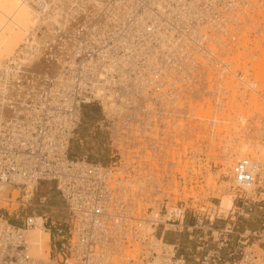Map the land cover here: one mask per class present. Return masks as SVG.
Returning a JSON list of instances; mask_svg holds the SVG:
<instances>
[{
    "label": "built area",
    "instance_id": "built-area-1",
    "mask_svg": "<svg viewBox=\"0 0 264 264\" xmlns=\"http://www.w3.org/2000/svg\"><path fill=\"white\" fill-rule=\"evenodd\" d=\"M133 1L92 0L74 12L70 1L55 5L50 14L59 16L47 21L53 29L40 25L37 37L32 38V30L27 37V52L40 61L32 71L27 63V73L21 74L20 91L27 87V143L10 148L26 156L27 172L20 170L21 162L0 155V183L5 170L7 180L27 195V205L40 184L53 183L66 217L58 229L44 219L53 243L50 257L42 260L30 255L28 240L25 254L20 239L22 230L33 226V215L21 209L19 224L18 211L0 208V219L10 223L0 228V264H264V218L257 230L238 231L236 225L239 216H250L239 213L240 207L264 209V176L254 173L248 161L233 167L234 201L227 218L220 216L219 205L193 196L187 183L206 174L208 160L235 156L238 90L254 92L259 86L251 89L243 65L254 63L249 79L264 78L261 71L255 73V56L244 57L242 50L244 43L262 38L264 0H161L153 5L139 0L130 13ZM61 17L67 20L60 22ZM136 22L158 58L149 63L138 52L134 60L125 59L135 66L121 67V77L105 66L120 65L129 54L126 41L118 43L117 37ZM156 31L171 44L159 46ZM40 36L41 45L31 43ZM133 40L144 41L141 36ZM77 43L83 50L72 57L66 47ZM108 49L113 57L101 58ZM48 65H56L54 73L47 72ZM135 76L140 87L131 83ZM98 86L104 95L96 92ZM219 102L227 105L224 114ZM93 105L101 111L97 125L108 133L106 164L70 153L83 112ZM210 113L220 120H209ZM4 132L25 135L18 122Z\"/></svg>",
    "mask_w": 264,
    "mask_h": 264
},
{
    "label": "bare ground",
    "instance_id": "bare-ground-1",
    "mask_svg": "<svg viewBox=\"0 0 264 264\" xmlns=\"http://www.w3.org/2000/svg\"><path fill=\"white\" fill-rule=\"evenodd\" d=\"M6 1H10L8 3L9 13L7 12L6 7H5ZM6 1L3 3V5L0 6V17L3 14H5L8 16L9 21L11 20L8 26V29L6 30V40H7L6 51H4V57H2V60L4 59V61L2 63H1L2 60L0 61V146H2V148L0 149V155H4L8 159H14L17 163L21 162L23 165L20 168V170L22 172H27L26 156L24 154L14 155L13 152L10 150L11 147L21 145L22 142H25V144L27 143V87H25L24 92L20 91L23 89L21 83L24 78V76L21 74L24 72L27 73V63L29 65L30 71H32L34 68L37 67L38 62L40 61L38 59H35V56L27 52V37L30 35V32L32 31H33L31 33L32 38L37 37L34 34V31L40 25H41L40 28H43V25H44L47 30L53 29V25H50L49 22L47 21H52V20L55 21L58 18L59 15L55 16L54 14H50V12L53 9H56L55 5H58L59 7L62 3H66L67 1H70L71 2L70 11L74 12V10H76L79 7H84L86 3L92 0H78L79 3L76 4V7L73 6L75 3V0H6ZM138 1L139 0H136V1H133L132 4L131 3L129 4L128 9L131 8L130 13L134 11V4H138ZM160 2L161 0H149L150 5H153L155 3H160ZM13 4H15V7H13ZM97 5L100 6V4H97ZM158 10L160 13H163L164 7L158 5ZM96 12L98 11L95 10L94 14ZM42 13L47 14L46 17L42 18L41 17ZM27 15H30L32 19L27 20ZM154 16L158 20V25L159 24L161 25L162 23L158 15L154 13ZM189 17H190V14L187 16V19ZM62 20L66 21L67 18L61 17L59 21L61 22ZM39 21L40 23H38ZM140 24L141 23L139 22L130 24L127 28H125L122 38L119 39V36L117 37L119 40L118 43H123L124 41H126L124 43L125 45L124 47L125 49H129L130 52L129 54L125 55V57L120 58L121 60L120 65L116 64L115 61H112L111 63L106 65L105 67L108 68L109 72L114 73V72L119 71L122 77L125 74V72L123 70H119L121 67L124 68L127 66V67L133 68L135 66V62H130V61L126 62L125 59L134 60L135 57L140 56L138 52L142 54V56H147L149 58L148 60L149 63H151L153 57L154 59L158 58V53L156 52L154 45L152 43H149L150 37L148 36V34H144L139 29ZM185 32L186 30H184V33ZM112 33L114 36L117 35L114 33V31H112ZM241 33H243V31H241ZM153 34H157L158 39H159L158 41L159 46H162L168 42L167 40H165L163 36V32L156 31V33H153ZM137 36L143 37L144 41L135 42L133 39L136 38ZM34 40L36 42L32 41L31 43H38V45H41L45 41L44 38H42L41 36ZM0 43H3V42L1 41ZM77 44H78L77 47H75L74 45H71L70 47L68 46L66 47V51H68V53L72 55V57H75V55H77L78 53H80V51L83 50V47L80 46L79 43ZM167 44L170 45L171 43H167ZM260 46L262 45L259 44L255 48V52H256L254 55L255 56V66H256L255 71L258 70L260 66H262L261 63L264 62V52ZM257 52L259 53L257 54ZM1 56H3V51L1 52ZM106 56L107 57L109 56L110 58L113 57L109 53V49L106 50V53H105V50L102 51L101 58L106 57ZM72 57L70 58L68 57L65 59L72 60L73 59ZM259 58H261V61L259 60ZM251 64L250 65L244 64L243 71H248V70L254 71V63L251 62ZM87 67L88 65L86 64L83 65V68L86 69ZM55 69H56V65H48L47 72L54 73ZM134 69L131 70V72L134 73ZM261 69L262 68H260V71L264 75V69L262 70ZM64 70H65L64 61H62L61 71H64ZM258 72L259 70L257 71V73ZM14 82L15 84H13ZM255 82H256L255 84H257L258 82L264 83V78L262 79V78L255 77ZM131 83L132 85L136 87H140L141 79L135 76L132 78ZM236 88L239 89V87H236ZM95 90L98 94L104 95V91H105L104 88L98 86ZM230 91H232V89L229 88L226 92L228 93ZM233 91L237 92L235 90ZM92 97L94 99H99L96 93H94ZM102 97L103 96H101L100 99H102ZM253 97L251 99L252 102H254ZM230 98H231L230 95L226 96L227 100H230ZM87 101H90V100L87 99ZM257 102L255 104L254 103L253 104L251 103V104L256 106ZM222 106L224 108L222 113L224 114L226 112L225 109L227 105L224 104V102H219V108ZM237 116L240 117L239 121L245 120L242 114H237ZM212 117L214 116H212V113H210L208 116L209 120H212V119L214 121L220 120L219 118L215 120ZM178 120L181 121L182 117H179ZM14 122L20 123L21 128L25 131V135H23L22 137H17L18 133H13V136H6L4 130L9 128V126L13 124ZM240 146H241V149L243 150L245 149L244 151H247L248 153L245 155H241V156L239 155L240 156L239 160H237L236 163L229 164L230 162H228L227 164H225L226 170H229V172H227L226 174L229 173L232 179V183H233V174H232L233 167L239 161L250 162L252 165V168L254 169V173L255 171H257L259 175L263 177L264 176V162L260 160H249L252 157H258L259 154H263L264 153L263 148H258L255 151L254 148L245 141L241 142ZM5 173L6 171L4 170L2 174L3 182L0 183V191L4 187H7V186H12V187H16L17 189H20V187L14 186L10 180H7V176ZM208 176L210 177L209 173H208ZM209 177H207L208 179L206 180H209ZM14 180L18 181L19 178L15 177ZM207 185H209V183ZM227 190L228 189L226 187H223L222 194H220V196L218 197L220 200L219 209L224 214H226L228 210L232 208L233 201H234V195L233 194L231 195L230 193H228ZM243 190L249 191L247 190V188H243ZM190 191H193V190H190ZM219 192L220 190L218 191V193ZM23 196L27 199V195L23 193ZM7 203L8 202H6V204L4 203V205H7ZM31 219H32L31 221L33 222V226L28 230V232H27V229H23L22 235L20 236L22 243L26 244V251H24V253L27 254V240H28L29 245H30V255L32 253V255L36 259L48 260V258L50 257V251H51L50 250L51 249L50 234L44 227L43 218L41 216L37 215V216L32 217ZM0 220H1L0 228H8V227H3L2 225L9 226L10 223H7L9 224L7 225L4 219H0Z\"/></svg>",
    "mask_w": 264,
    "mask_h": 264
},
{
    "label": "rangeland",
    "instance_id": "rangeland-1",
    "mask_svg": "<svg viewBox=\"0 0 264 264\" xmlns=\"http://www.w3.org/2000/svg\"><path fill=\"white\" fill-rule=\"evenodd\" d=\"M5 1L6 0H0V6L3 5ZM9 2L10 1H6L5 3V7L8 13ZM13 7H15V4H13ZM28 19L31 20L32 17L30 15H27V20ZM10 21L8 19V16L5 14L0 17V42H3L0 43V61L2 60V57H4V51H6V30L8 29ZM256 36L260 37V35ZM261 37V40L256 37L252 40V43H244L242 45L244 47L242 48L244 57L255 55V48L259 44L263 46L260 47L264 52V43H261L262 40H264V33ZM2 51L3 56H1ZM259 60L261 61V58H259ZM3 61L4 59L1 61V63ZM261 65L262 66H260V68L264 69V62H262ZM260 68L258 69L259 72ZM258 70H256L255 73H257ZM241 73L245 76V80L248 81L247 83L249 85H252V90H254L255 87L253 85L259 84V86L254 92H250L248 90H240V93L238 94L239 100L235 99L240 102L236 103L235 106L237 109H239L238 113L235 112L234 114H236V116L237 114H242L245 118L244 121H239L240 115L237 116V123L239 127V129L237 130V137L239 138V144H237L235 147H233L234 143H230V145L228 144L229 146L233 147V152L235 153H232L235 156L226 158L224 160H208L206 174L202 176L198 175L196 177H192L187 181V183L192 184L189 188V190H193L190 191L191 194H193L194 196H201V198L206 199L207 205H219L220 200L218 197L220 196V194H222L223 187H226L228 189V193H230L231 195L233 194L230 185L232 184V179L229 173L226 174L227 172H229V170H226L225 164H227L228 162H230L229 164L236 163L241 155H245L248 153L247 151H244L245 149H241V142H247L254 148L255 151L258 148H263L264 152V83L258 82L257 84H255V77H253V79H249L248 74H252L253 70L242 71ZM233 97L234 95L232 96V99H234ZM252 97L254 102L255 100L256 102L258 101L256 106L252 105L254 103L251 101ZM100 118L101 111L97 106L93 105L87 106L85 108L81 120L82 125H80L76 133L77 137L75 139L77 140H74L72 142L70 153L78 156L87 155L90 161H96L100 162L101 164H106L109 162V158L107 156L108 133H106V130H101L97 125V122L100 120ZM79 140L82 141V144L79 143ZM249 160H260L264 162V153L259 154L258 157H252ZM212 164L216 166V169L213 168ZM219 165L223 166L222 169H219ZM208 173L210 174V177L208 176ZM207 177H209V180H206L208 179ZM208 183L209 185H207ZM219 190L220 192L218 193ZM0 193V208L2 206V208L8 210V212L11 214L18 211L17 216L19 224H22L24 214L21 213V209L27 214V216H31L32 214L33 216H31V218L37 215L41 217L43 216V223L44 219L47 218V226L53 223L52 225L55 226L56 229L59 228L58 224L62 223L66 217L65 211L63 210V202L53 183L43 182L42 184H40L35 191L33 199L29 202V205H27V199L23 196L21 190L17 189L16 187H4L0 191ZM41 201H43L42 204L40 203ZM6 202H8L7 205H4V203L6 204ZM260 206L261 205L259 204H255L254 206L249 205L240 207L239 213H249L250 216L246 218V216L243 215L237 218L236 225L240 229L238 231H241V229L244 228H248L250 230H257L258 228H260L264 218V209H259ZM249 208H251V211H249ZM218 210L220 211L219 213L222 218H227L229 210L226 214L222 213L220 209ZM227 222L228 219H226L225 221H219L218 224L220 226H223V224ZM45 228L46 230H48V227ZM55 231L56 230L52 228L51 234H54ZM50 243H53L52 237L50 238ZM31 256L34 257L32 253Z\"/></svg>",
    "mask_w": 264,
    "mask_h": 264
}]
</instances>
